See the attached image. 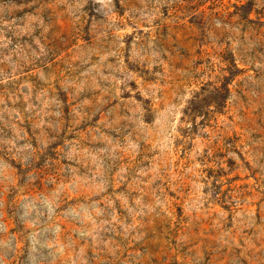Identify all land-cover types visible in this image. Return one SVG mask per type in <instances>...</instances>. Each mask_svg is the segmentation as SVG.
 I'll return each instance as SVG.
<instances>
[{
    "label": "rangeland",
    "instance_id": "1",
    "mask_svg": "<svg viewBox=\"0 0 264 264\" xmlns=\"http://www.w3.org/2000/svg\"><path fill=\"white\" fill-rule=\"evenodd\" d=\"M0 264H264V0H0Z\"/></svg>",
    "mask_w": 264,
    "mask_h": 264
},
{
    "label": "trees",
    "instance_id": "2",
    "mask_svg": "<svg viewBox=\"0 0 264 264\" xmlns=\"http://www.w3.org/2000/svg\"><path fill=\"white\" fill-rule=\"evenodd\" d=\"M228 82H229V78L224 77L221 86L216 88V90H215L216 95H214L210 99V102L213 103V105L216 109L221 108L226 102V96L229 93ZM196 103H198V105H199L200 103H204V102H202V101L200 102L199 98H195V100H193V102H191V104H190L191 109L189 108V111L191 114L194 112V115H196L198 113L197 110L199 109V106H194V105H196Z\"/></svg>",
    "mask_w": 264,
    "mask_h": 264
}]
</instances>
